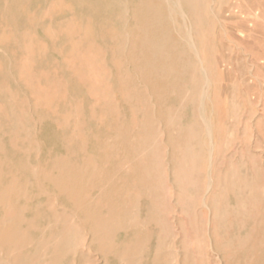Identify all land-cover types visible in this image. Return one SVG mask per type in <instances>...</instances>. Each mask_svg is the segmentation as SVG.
I'll list each match as a JSON object with an SVG mask.
<instances>
[{
    "label": "bare ground",
    "instance_id": "bare-ground-1",
    "mask_svg": "<svg viewBox=\"0 0 264 264\" xmlns=\"http://www.w3.org/2000/svg\"><path fill=\"white\" fill-rule=\"evenodd\" d=\"M159 1L160 3H155L157 1L153 2L152 0H141L138 3L133 10L132 19L136 23V27L133 29H129L128 27L127 29L122 26L119 30H115L110 26L103 34L96 33L91 28H88L86 33L87 37L97 34L103 41L106 50H103V47L100 48L95 42L89 45L90 50L98 53V56L108 55L110 70L107 71V74L111 77V81L115 82L116 88H118V91H113L122 96L124 104L128 105L132 115L131 119L122 117L124 114H120L118 106L106 103L101 111L104 120L100 124L97 122L100 120L99 110L93 109L88 113L84 112L82 103L73 97L72 99L68 97L66 93L67 84L65 85L61 80L55 78L52 80L47 74L42 77L44 90L41 95L43 100H45L46 111H44V115L42 116V122L48 120L59 131L65 133V136L57 138L64 154L54 156V153L43 147V150L40 151V154H37L38 156L34 161L31 159L32 155L29 153L28 155L25 154L26 157L21 159L14 157L2 159L1 156L5 153V148L0 143V264L197 263V256L194 257L190 253L192 250L190 252L185 250L184 242L181 241L182 239L180 241L177 239L178 242H176V235L174 237L171 230L173 227L169 225L170 223L166 221L167 218L163 216L160 210L161 207L164 208L160 197V192L163 190L164 166L161 162L163 157L161 146L157 144L158 139L156 142V136L158 133V122L165 126V130L163 131L162 129L166 137V141H164L172 150L170 161H168L170 166V182L173 183L175 188H180L181 183L176 179V169L179 165L178 161H185L189 158L186 147L190 139V135L185 128L186 126L183 127L181 125L183 124V120L180 116H183L180 114L193 111L198 119V126L207 127L210 125L205 119L206 116H204V102L207 101L206 95L208 92L206 94L205 87L202 86L205 80L204 73L200 70L199 61L196 60L200 54H197L198 52L193 53L192 51V47L195 46L191 45L195 43L193 42L194 39L190 42L186 34H180V36L182 35L180 37L182 39L180 41H173L171 39L172 35H169V32L163 25L165 18L162 20V12L168 11L171 17L174 14V18L178 10L181 9V6L182 8L184 6L188 9V12L193 13V15L195 14L196 17V14L201 13V9H205L207 5L205 6V0ZM23 13L24 11L20 15ZM106 21H108V18ZM167 21L170 23L169 20ZM164 24L167 25V22ZM182 29L185 28L183 27ZM187 30L190 29L187 28ZM74 31L72 29V32ZM178 31L180 30L178 29ZM74 33L83 36V34H80L81 31L79 29ZM6 40L8 38L4 37V41ZM67 41L68 43L70 42L69 40ZM17 48L19 49V47ZM122 55L124 56L123 61L118 58V56ZM124 61L131 66L133 76L137 79L139 78L140 83L145 85V87L153 88V94L157 97V105L152 104L150 99V101L148 100L147 95L149 94L147 92L145 93L137 89L136 83L132 79L133 77L131 78L126 73ZM76 78H78V83L81 85H88L86 80L80 75ZM111 81L108 80L107 84H105V88L109 91L110 89L112 90ZM96 86L92 85V88L95 87L93 88L94 91ZM93 93L95 94V92ZM167 101L173 102L174 105H172L173 103H169V106H172L168 107ZM66 103L71 105V111H68ZM23 105H26V103ZM154 106H157L160 111L157 112ZM58 109L61 110L58 111ZM124 109L126 108L124 107ZM69 112L74 114L71 119L68 118ZM125 115L127 114L125 113ZM15 116H17L16 113ZM33 119L31 120L33 121ZM93 124L98 126V130L104 129V131H112V133L98 134L93 130ZM14 128H16L15 125ZM26 131L30 130L26 129ZM15 133L17 134V132ZM13 134L14 132L11 135ZM210 134L212 135L211 132ZM14 135L10 142L12 149L16 151V145L18 146L17 140L20 138ZM26 139L27 143H29V150L27 151L31 153L37 149L40 150V148L34 147L36 140L34 141L31 135L30 137L27 136ZM15 142L17 143L16 145ZM88 144L92 145L91 152L88 151ZM212 146L214 147V145ZM177 148H179L178 151ZM246 166L247 164L245 163ZM230 174L235 175L234 172H230ZM250 186L254 188V191L258 188L256 184L247 183L246 180H243L242 183H232L229 181V183L221 185L224 190L227 189L233 192L234 200L236 201V204L233 206L237 210L245 207V202L249 197L247 195V188ZM216 187L219 188L220 185L218 186L212 179L209 183L210 192L214 191ZM252 192L250 193L251 195L253 194ZM138 200L146 202L148 206L146 216L143 214L142 217V215H139V212H136L135 206L138 204ZM53 202H56L57 207L54 206L49 211V214L45 213L42 215L41 210L44 209L46 211V207L52 206ZM212 209L215 210L214 208ZM180 212L182 214V211ZM214 213L212 212V215ZM197 216L196 219H198ZM197 222L199 223V221ZM232 224L234 226V221ZM152 229L154 232L151 233L150 230ZM215 230L214 232H216ZM75 237L81 240L80 245L74 241ZM213 237L215 236H211V239ZM211 245L216 253L215 255L219 256L218 262L221 261V264H262L264 254L262 248H258V245H254L251 252L234 251L235 253L225 252L223 247L218 245V242L213 241ZM177 246L181 247V249L183 248L182 252L175 251V247L177 248ZM94 253L99 254L100 258H94Z\"/></svg>",
    "mask_w": 264,
    "mask_h": 264
},
{
    "label": "rangeland",
    "instance_id": "rangeland-1",
    "mask_svg": "<svg viewBox=\"0 0 264 264\" xmlns=\"http://www.w3.org/2000/svg\"><path fill=\"white\" fill-rule=\"evenodd\" d=\"M140 1L0 0V143L5 148L4 151L6 153L2 154V159L13 157L21 159L29 153L34 161L38 156L37 154H40V151L43 150V147L54 153V156L64 154L57 138L65 136V133L59 131L48 120L42 122V116L45 111V100H43L41 95L44 90L43 75L48 74L52 80L55 78L61 80L65 85L67 84L66 93L68 97L70 99L73 97L82 103L84 112L88 113L93 109L99 110L100 116H98L100 120L97 122L100 124L104 120L101 111L106 103L118 106L120 114H124L122 117L131 119L132 115L128 105L124 104L122 96L114 92L118 91V88H116L115 82L111 81V77L107 74V71L110 70L108 55L98 56V53L90 50L89 45L93 42L97 43L100 48L103 47V50H106L103 41L97 34L87 37L86 33L88 28L102 34L110 26L115 30H119L122 26L129 29L135 28L136 23L132 19L133 10ZM152 1L160 3L159 0ZM206 5V10L201 9V13L196 14L197 18L195 14L188 12V9L184 6L183 8L181 6V9L175 14L178 16H174V18V14L171 17L168 11L162 12V20L165 18L164 23L167 22V25L164 23L163 25L169 35H172L171 39L173 41H180L182 39L180 34H186L190 42L194 39L193 42L195 43L191 44L195 45L192 47V51L200 54L199 57L197 55L198 58L196 60L199 61L200 70L204 73L205 80L202 86L205 87L206 94L208 92L206 95L207 101L204 102V116H206L205 119L210 125L207 127L198 126V119L193 111L180 114L183 116H180L183 120L181 125L183 127L186 126L185 128L191 139V142L189 139L186 147L189 158L185 161H178L179 165L176 169V179L181 183L180 188H175L173 183L170 182L168 161H170L172 150L165 142L166 137L163 134L165 126L158 122L156 142L158 139L157 144L161 146L163 155L161 162L164 166L163 190L160 192L161 203L164 208L161 207L160 210L163 216L167 218L166 221L170 223L169 225H172L173 229L171 228V230L174 237L176 235V242H178L177 239L179 241L182 239L185 250L188 252L192 250L190 253L194 257L197 256L196 264H215V262L216 264H221L220 258V262H218L219 256L215 255L216 253L212 249L211 244L213 241L218 242V245L223 247L225 252H251L254 245H258V248H262L264 254V234H262L264 233V229H262L264 228V0H205ZM22 11L24 13L20 15ZM189 15L192 16L190 17ZM107 18L108 21H106ZM167 20L170 21L171 25ZM52 22L55 26H53ZM83 25L86 26L84 27ZM180 26L182 27L180 28ZM183 27L185 29H182ZM83 28L85 29L83 30ZM187 28L194 31L187 30ZM72 29L73 31L75 29L74 32L79 29L81 31L80 34H83V36L76 35L72 32ZM178 29L182 31L180 32ZM188 32L190 33L187 34ZM191 32H193V38ZM4 37H7L8 40L4 41ZM67 40L70 42L68 43ZM118 58L122 61L124 60L123 55L118 56ZM124 66L126 73L131 78L133 77L132 79L136 83L137 89L147 92L149 94L147 95L148 100L150 99L152 104L157 105V97L153 94V88L145 87V85L140 83L139 78L137 79L133 76L131 66L125 61ZM8 75L10 76L8 77ZM79 75L86 80L87 86L78 83V78L76 77ZM108 80L112 84V90L110 89V91L105 88ZM18 82L20 83L18 84ZM92 85H97L95 91L93 90L95 87L92 88ZM24 103L26 105H23ZM169 103L172 104L173 102L167 101L168 107L174 105L173 103L169 106ZM66 106L68 111H71V105L66 103ZM154 107H156L157 112L160 111L157 106ZM60 110L58 109V111ZM15 113L18 117L15 116ZM73 116L74 114L69 112L68 118L71 119ZM11 119L12 121H10ZM25 121L27 124H25ZM15 122L16 124H14ZM114 124L116 125L115 122ZM14 125L16 128H14ZM19 125L21 126L19 127ZM26 129L30 131L27 132ZM93 130L98 134L112 133V131H104V129L98 130V126H95V124H93ZM205 131L209 133H205ZM13 132L20 138L17 140L18 138L16 137L18 143L17 146L15 142L16 151L12 149L10 142L14 135H11ZM30 135L34 141L36 140L34 147L40 148V150L37 149L38 152L37 150L31 153L27 151L29 150V143H27L26 138L27 136L30 137ZM91 147L92 145L88 144L89 152L92 150ZM245 163L247 164L246 167ZM223 171L225 172L223 173ZM230 172H234L235 175H231ZM212 179L220 187H216L214 191L210 192L209 183ZM243 180H246L247 183L256 184L258 188L255 191L251 186L247 188V195L250 198L248 197L246 200L244 208L237 210L233 206L236 204L233 192L227 189L224 190L221 185L229 183V181L242 183ZM251 192L253 193L252 195L250 194ZM230 201L232 202L230 203ZM137 203L135 206L136 212H139L142 217L143 214L146 216L148 213L146 202L138 200ZM56 205V202H53L52 206L46 207V211L44 209L41 210V214H49V211L54 206L57 207ZM224 210L227 211L225 212ZM180 211H182V214ZM212 212H215L213 214L215 216L212 215ZM240 215L241 217H239ZM196 216L198 219H196ZM233 221L235 223L234 226L232 224ZM239 224L243 225L244 229ZM202 230H204L203 233ZM150 232H154L153 229ZM213 235L215 237L211 239ZM78 239V237H75L74 241L80 245L81 240ZM182 249L179 246L175 247L177 252H182ZM93 257L100 258L99 254L96 253H94ZM263 260L264 255L262 264H264Z\"/></svg>",
    "mask_w": 264,
    "mask_h": 264
}]
</instances>
